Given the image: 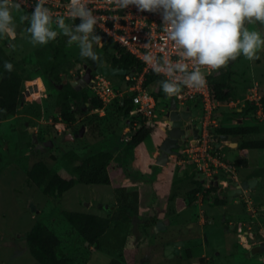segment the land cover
Wrapping results in <instances>:
<instances>
[{"label":"rangeland","instance_id":"rangeland-1","mask_svg":"<svg viewBox=\"0 0 264 264\" xmlns=\"http://www.w3.org/2000/svg\"><path fill=\"white\" fill-rule=\"evenodd\" d=\"M12 15L14 24L11 26L15 28L16 37L12 40L0 38V46L7 43L4 46L5 53L13 56L23 67L24 75L27 76L26 78H30L29 81L35 83L37 78H41L43 88L40 89L39 95H33L31 98L23 100V104L17 107L14 115L0 119V264H38L29 253L26 242L27 234L37 222L44 223L58 235L63 254L69 257L73 264H108L111 258L119 257L118 251L123 252L124 255L121 259L127 261L128 264L143 262L153 264L155 261L158 263L161 261L163 264H169L171 261L174 264H188V262L200 264V246H192L194 253L190 261L187 260L188 257L184 251H182V259L175 260L170 255H167L168 257L162 255L163 244L177 237L186 240L197 239L195 235L201 229L197 222L202 212L214 218L216 227L210 224L205 227V236L208 241L211 237L218 236L220 239L228 237L229 235L224 231L221 232L219 228L220 214H227L232 218L230 220L241 226V221L245 219L242 201L227 204L226 209L216 206L212 201H204L198 195L196 199L190 201L188 192L193 188V185L188 182L187 175L192 171L191 163L183 162L179 166H175V156L166 166L154 163L155 151L166 137L161 126L155 124L153 131L143 142L133 144L130 139L140 128V124L133 127L128 123L124 130L119 131V134H109L108 130L112 129L116 120L114 108H110V120L101 121V126L105 128L103 134L100 132L102 127L99 128L100 130L96 128L93 133L86 132L83 137L73 141L57 139L56 144L53 143L47 150H38L37 153H34L28 126L33 128V133L40 135L52 133L55 130H58L59 133L66 132L71 130L74 125L79 126L78 122L86 121V116L90 117L96 112L83 110L79 119L77 118V121L71 125L64 123L61 119L53 118L58 108L59 95L57 91L63 87L62 83L53 80L47 74L49 73L47 66L51 62L53 54L50 42L55 41L56 46L65 51L68 61L72 63L70 72L67 73L66 70L62 72V80L72 79L78 70H82L81 66L74 61L75 56L86 47L96 49L97 42L94 41L91 32L84 33L79 28H69L68 25L61 29L51 19L48 27L51 31L56 32L55 38L49 39L47 43L43 44L34 42L26 27V24L31 20V14L25 13L22 8L18 10L13 8ZM22 15H27L28 19L21 22ZM245 27L249 30H258L264 36V25H260L259 22L255 25L246 22ZM97 51H101L103 54L102 62L110 64L111 56L115 51L111 47L105 48V50L99 48ZM257 55L259 59L248 60L241 54L236 60L228 62L227 67L232 71L231 84L236 94L235 102L229 105L230 107L218 106V111L215 110L217 118L225 125L236 124L235 119L239 117L236 115V110L244 106L245 98L248 95L252 96V90L257 92V96H264V49L260 50ZM52 64L58 65V62L55 60ZM61 67L63 66L60 65ZM135 77L132 85L137 84L144 87L143 82H139L138 76ZM108 79L119 89L124 90L130 85L122 75L108 76ZM26 83L27 80L23 82L22 88H26ZM144 88L153 94L157 85L152 84ZM88 90L94 93L92 87H89ZM168 101L169 97L159 99L154 110L157 120L161 118L162 109L167 107ZM198 108L201 109L199 105ZM261 109L257 110L255 117H252V112L239 117V119H243L242 123L259 125L261 128V133L252 135L250 139H264V110ZM259 111H261L260 114ZM96 113L103 115L106 112ZM225 115L228 116L226 119ZM259 117L261 120L258 119ZM127 127L131 129L129 132L126 131ZM183 149V146L177 149L180 157L183 156ZM221 149L223 152L224 149L229 148L223 145ZM70 151L77 152L82 158L98 151L112 153L113 159L108 165L111 184H76L61 197L51 198L29 182L26 171L38 160H43L48 166L61 172L63 176L71 177L66 169V162L61 158L64 153ZM231 152L229 156L227 153L229 160H231V156L234 158V154H237V149L231 150ZM248 156V159L258 157V161H256L261 170L257 174L255 170L243 169L239 178L246 179L260 174L261 188L250 194L251 199L258 200L264 195V149L252 151ZM222 174L225 175V173ZM196 179L207 180L200 171L196 174ZM124 197L128 206L136 208L135 211L128 207L123 209L121 200ZM64 211H84L101 216H114L119 215L121 211H126L130 217L131 225L128 227L127 223L125 227H122L111 223L104 237V250L100 253L94 251L92 246H88L73 230L62 215ZM168 218L170 222L167 228L154 234L153 221ZM193 222H195V226L192 227ZM119 227L121 228L120 237L127 235L124 240L119 241L120 249L112 246L111 248L115 250H108L107 245L117 242L118 238L114 239L113 235ZM235 239L236 237L233 236L231 241H235ZM214 248V245L211 246L210 253ZM217 259L219 258L215 256L214 264H221ZM236 260L241 262L242 259L238 256Z\"/></svg>","mask_w":264,"mask_h":264},{"label":"trees","instance_id":"trees-1","mask_svg":"<svg viewBox=\"0 0 264 264\" xmlns=\"http://www.w3.org/2000/svg\"><path fill=\"white\" fill-rule=\"evenodd\" d=\"M25 13L31 14L32 12L22 9ZM84 22L73 19L68 20L64 23V26L68 25L69 28H79ZM27 29L31 27V23L26 24ZM64 28V27H63ZM62 29V28H61ZM93 39L96 43V49L105 50V48L111 47L115 52L111 56L110 66L121 68L126 70V74H123V78L128 84H132L133 79L126 80V75L134 74L137 76L142 71V63L135 56L114 45L111 40L107 39L101 33H94ZM32 35L31 32H28ZM12 40V39H11ZM7 43L0 46V119L14 115L17 107L21 102V92L23 82L29 77L24 75L23 67L13 58V56L7 55L4 50V46ZM53 49L51 62L47 66L49 70V77L55 81L62 83L61 74L63 71L70 72L71 62L68 61L66 53L63 49L58 48L55 41L50 42ZM10 48V47H9ZM93 47H86L77 56L74 61L77 62L83 69L82 65L87 66H101L103 54L101 51H97ZM90 53V54H89ZM57 64H52L55 62ZM11 64L12 68L9 70L6 65ZM60 65L63 67L60 68ZM79 69V68H78ZM78 70L77 72H79ZM46 72V71H45ZM232 71L228 67H221L216 70L210 76L211 86V97L213 100L220 104H225L229 101H233L236 97L234 87L231 84ZM25 77V78H24ZM108 77V76H107ZM157 85V89L152 92L156 97L167 99L169 96L166 95L164 85L167 84L166 80L155 72H148L144 75L143 86L148 87L150 85ZM61 90H58V102H57V113L53 117L55 120L61 119L64 123L69 125L77 121V117H80L83 110H99L104 109L106 112L103 115H98L96 112L92 114V118L86 116L87 120L81 122L86 127V132L93 133L97 128L101 126V121L110 120L111 109L114 108L115 123L112 126L109 134H119V131L127 126L128 123L133 125V121L136 120L140 124V128L136 130L130 141L133 144H139L143 142L148 135L153 131L155 124H145L142 116H130L133 110L132 95L126 94L124 97H116L109 104L105 105L103 102L94 94L89 92V87H82L76 89V86L66 82L62 86ZM117 88V87H116ZM261 103L264 109V96L261 97ZM197 106V105H196ZM258 106L253 102L246 101L245 106L241 112H237V115L248 114L252 112L253 116L258 110ZM109 114V115H108ZM113 116V115H112ZM214 116V115H213ZM215 117V116H214ZM75 128V125L73 126ZM103 129L100 132L103 134ZM211 134H228L240 139L238 149H249L251 151L264 148V139H248L246 136L258 135L261 133L259 125H250L245 123L224 125L219 124L216 127H210ZM84 134V135H85ZM83 135V136H84ZM80 139V138H77ZM32 147H33V143ZM34 153L38 150H34ZM180 154L175 156V162L179 159ZM62 161L66 162V169L71 174V177L63 176L61 172L48 166L43 160L35 161L31 168L26 171L27 178L31 184L41 189L44 195L53 198H59L63 193L70 190L76 184L82 185H110L111 178L108 172L109 162L113 159L112 153L110 152H94L86 158H82L80 154L75 151L64 153L62 155ZM54 159V157H53ZM249 159L236 157L233 159L235 165L247 166ZM175 166H177L175 164ZM191 172L187 175L188 182L193 185V188L188 192L189 200L193 201L197 195L204 193V186L202 180L196 179V174L199 172L194 163H191ZM195 170V171H194ZM198 171V172H197ZM213 188V187H212ZM211 190V189H210ZM136 195V194H135ZM218 200H216L217 202ZM121 206L123 209L132 208L134 211L135 207L128 206L126 198H122ZM64 218L73 228V230L84 240L88 246H92L94 251L102 252L104 246V237L107 234L111 223L115 226L128 227L131 225L130 217L126 211H121L119 215L114 216H101L90 212H70L64 211L62 213ZM155 220V219H153ZM155 221H153L154 224ZM119 227L116 233L113 235L114 239L117 237V242L106 246L108 250H115L112 246L119 247V241L124 240L125 236L120 237ZM127 233V232H126ZM27 246L29 253L38 264H73V261L65 256L61 250V240L58 235L50 229L47 225L41 222H37L29 231L26 237ZM121 246V245H120ZM124 246V245H123ZM119 257H113L109 260L108 264H128L127 261L122 260L123 252L117 253ZM125 261V262H124Z\"/></svg>","mask_w":264,"mask_h":264},{"label":"built area","instance_id":"built-area-1","mask_svg":"<svg viewBox=\"0 0 264 264\" xmlns=\"http://www.w3.org/2000/svg\"><path fill=\"white\" fill-rule=\"evenodd\" d=\"M36 2L37 0H13V4L19 3L20 8L32 13L37 6ZM43 8L49 9L50 19L57 25L61 19L63 23L73 19L85 23V17L78 14L82 8L88 14V18L94 21L92 32L103 34L114 45L123 48L141 61L143 68L137 75L139 82H143L146 73L155 72L160 74L167 84L180 87V93L174 95L176 103L179 107L188 106L190 103L194 104V108L197 110L196 119L198 121L196 122L201 123V130L196 144L187 140L183 149V156L176 160L177 166L183 162L194 163L197 170L207 178L206 181L203 179L204 188L213 184L214 176L221 168L228 169L222 160L224 153L216 149L213 135L209 130L211 126L216 125L213 115L219 106V103L211 97L209 80L216 70L209 72L207 68L201 69L205 75V85L198 86L194 83L192 85L185 83L188 75L193 71V65L191 62L184 61L189 64V67L183 73L176 67L181 62V57L174 48L173 42L167 38L163 31L166 24L163 8L152 11L142 10L138 4L125 3V0H77L76 4H72L71 0H45ZM125 78L130 80L136 77L134 74H129ZM90 87L104 106L116 97L122 98L126 94H131L134 107L130 116H142L145 119V124L162 125L167 108L162 109L161 118L157 120L154 110L160 97L149 93L144 87L130 84L124 90L119 89L112 84L106 75L95 72ZM256 93L252 90V96H246L245 102H253L263 109L261 96H257ZM234 102L232 101V103ZM198 105L201 107L200 110ZM191 109L189 108L190 111ZM99 112L102 113L103 108ZM196 122L193 124H197ZM138 124L139 122L134 120L132 126ZM130 130V127L126 128V131L129 132ZM200 197L202 198V194Z\"/></svg>","mask_w":264,"mask_h":264},{"label":"clouds","instance_id":"clouds-1","mask_svg":"<svg viewBox=\"0 0 264 264\" xmlns=\"http://www.w3.org/2000/svg\"><path fill=\"white\" fill-rule=\"evenodd\" d=\"M44 2L45 0H37V6L31 15V27L27 29L32 33L33 41L42 44L47 43L49 39H54L57 35L48 27L50 15L49 9L43 8ZM71 2L76 4L77 0H71ZM129 2L138 4L142 10L152 11L163 8L166 22L163 31L173 42L174 48L181 57V62L176 67L183 73L189 67V64L184 61L191 62L193 65V71L185 80V83L189 85L193 83L198 86L205 85L202 68H207L211 72L227 67L229 60L234 61L241 54L248 60L259 59L257 53L264 49V36L261 32L245 27V22L253 25L259 22L260 25H264V0H125V3ZM13 8L20 9L19 3L13 4V0H0V38L11 40L16 37L15 28L11 26L14 24ZM78 14L86 20L80 25L79 30L84 33L90 32L94 21L88 18V14L82 8ZM26 19H28L27 15L20 17L21 22ZM58 23L61 28L64 27L62 19ZM6 67L11 70L12 65L7 64ZM164 89L168 96L180 93L172 84H165ZM196 118L193 120L198 121ZM164 126L165 123L162 122L161 127ZM186 142L187 139L182 145L183 148ZM221 147L218 149L222 151ZM223 153L222 160H228L225 150ZM226 165L227 170L222 168L220 170L231 173L233 166H236L232 163ZM201 194L203 193L198 196Z\"/></svg>","mask_w":264,"mask_h":264},{"label":"flooded vegetation","instance_id":"flooded-vegetation-1","mask_svg":"<svg viewBox=\"0 0 264 264\" xmlns=\"http://www.w3.org/2000/svg\"><path fill=\"white\" fill-rule=\"evenodd\" d=\"M84 70L82 69L79 72H76L72 79H66L67 82L70 83L71 80L75 77L76 74L83 75ZM63 81V80H62ZM90 87V86H87ZM26 88H22L21 92V102L20 104H23V100H27L28 96L24 93ZM78 118V117H77ZM79 119V118H78ZM193 122H196L193 120ZM79 126H75V128H72L71 130H67V133H75L79 127L82 125L81 122ZM61 131V130H60ZM55 132H57V136L54 135ZM58 132V130H55L54 132L44 133L43 135L36 134L38 138L39 143H43L46 140V137L49 136L53 143L56 144L57 139L62 141V133ZM31 134V133H30ZM32 139V138H31ZM49 148V147H48ZM47 148V149H48ZM229 148V154L231 155L232 148ZM33 149L35 150V145L33 144ZM46 149V150H47ZM264 149V148H263ZM228 154V156H229ZM227 156V155H226ZM233 156H231L232 158ZM242 166H233L232 172L229 173L224 170H220L217 173V180L219 185L215 186L214 183L210 186L205 188L202 194L203 200L212 201L216 206L222 207L223 209H226L227 204L230 203H240L242 201L241 205H243V209L245 211L244 218L241 221V226L237 225L236 222L230 220L231 217H228L227 214H220L219 220L221 222L220 224V230L221 232H225L228 237H222L221 239L217 237H211V239L208 241L205 236L204 229L207 225H214V218L211 216H207L205 213H201L199 220L197 222L198 227H201L200 231L195 235L197 239H189L186 240L184 238H173L168 242H165L163 244V250L162 255L164 254L166 257L167 255L172 256V258L176 259H182V251H184L185 255H187V260H192L193 256V247L194 245L201 247V252L199 255L200 264H214L215 262V256H217V260L220 261L221 264H264V252L257 253L258 250H264V245H259L257 243L258 239H261V235H264V195L259 198L258 200L251 199V193L253 194L256 192L259 188H261L259 182L260 177L254 178L256 182L249 186L247 189L243 190L242 194H239L238 197L232 198L231 201H229V196L226 194L225 191H223V187L227 184V180L229 177L233 178L234 180L241 182L245 178H239V174L242 173L243 169ZM243 167H249V165ZM222 173H225L222 174ZM250 179V177L246 178ZM213 187V188H212ZM211 189V190H210ZM216 200H218L216 202ZM256 205V206H255ZM158 222H154L152 229L155 234L154 225ZM195 226V222L192 223V227ZM216 228V227H215ZM200 233V234H199ZM194 236V237H195ZM233 236L236 237L235 241H231ZM199 238V241H198ZM193 241V242H191ZM210 242V243H209ZM212 242V243H211ZM175 243L176 246L172 248H168L167 246H170L171 244ZM192 244V245H191ZM214 245V249L212 250V253H210L211 246ZM177 250V252H176ZM210 253V254H209ZM240 256L242 259L241 262L237 261L236 259ZM164 260V259H163ZM138 264H151V263H138ZM153 264H163L161 261L153 263ZM169 264H174L173 261ZM188 264H191L188 262ZM217 264V263H216Z\"/></svg>","mask_w":264,"mask_h":264},{"label":"water","instance_id":"water-1","mask_svg":"<svg viewBox=\"0 0 264 264\" xmlns=\"http://www.w3.org/2000/svg\"><path fill=\"white\" fill-rule=\"evenodd\" d=\"M246 24V22H245ZM84 73L81 76L80 74H76L73 80L70 81V84L76 86V89H80L82 87H87L92 85V76L93 73H100L106 76H114V75H123L126 74V70L113 67L104 62L101 66H87L83 65ZM67 82L66 79H63L61 86ZM43 88V82L41 78H37L35 83L31 81H27V88L24 93L31 98L33 95H39L40 89ZM180 90V87H178ZM197 117V110L192 108L191 111L189 107H179L176 103L175 96H169V102L167 111L163 117V122L165 123L164 127H161L162 130L166 133V137L161 142V144L157 147V152L154 154V163L160 166H166L171 162V157L176 155L177 149L182 146L185 140L191 141L192 144L197 143V139L200 135L201 123L193 124L192 121ZM27 124V123H26ZM29 132H31L32 143L35 145V150H46L48 147L53 145V141L49 136L46 137L45 142L42 144L38 142L37 135L33 133V128L28 126ZM86 131V127L82 124L79 129L73 133H67L63 131L61 133L62 141H73L77 138L83 137ZM54 135H58L55 132ZM231 137L229 135H213V140L216 142V149L222 146L223 142L229 141ZM235 143H230V147H235ZM256 180L254 178L243 179L241 182L234 180L229 177L227 180V184L223 187V191L229 196V201L234 197H238L239 194L243 193L244 189H247L249 186H252ZM214 185L218 186L217 175L214 176ZM170 219L160 220L155 226V232L165 230L167 225L169 224ZM259 245H264V235H261V239L257 240ZM176 244L173 243L170 246H167L169 249L175 247ZM177 252V250H176ZM264 250H258L257 253H262Z\"/></svg>","mask_w":264,"mask_h":264},{"label":"crops","instance_id":"crops-1","mask_svg":"<svg viewBox=\"0 0 264 264\" xmlns=\"http://www.w3.org/2000/svg\"><path fill=\"white\" fill-rule=\"evenodd\" d=\"M27 81H29V79H27ZM32 82V81H31ZM231 103H225V104H220L219 103V107L220 106H228V107H230L229 105H231L232 104V101H230ZM233 102H234V100H233ZM256 105V104H255ZM189 106V108L191 109V108H194V105H191V104H189L188 105ZM187 106V107H188ZM244 106H245V104H244ZM244 106H242V107H240V108H238L236 111L237 112H241L242 111V108L244 107ZM216 111H218V109H216ZM103 113V112H102ZM247 114V113H246ZM246 114H243V115H246ZM237 115V114H236ZM243 115H238L239 117L240 116H243ZM248 115V114H247ZM214 119H215V126L214 127H216V126H218L219 124H223V123H221L220 122V119H218L217 118V116H216V114H215V112H214ZM225 117V119L228 117V116H224ZM239 117H237L236 119H235V121H236V123L237 124H240V123H242L243 122V119H239ZM161 125V124H160ZM225 125V124H224ZM226 135H228V134H226ZM230 137H231V139L229 140V141H226V142H223L222 143V146L224 145V146H226V147H230V143H235L236 144V146L235 147H230V148H232V150H236L237 149V154H234V158H231V160H229L228 158V160H223V162L224 163H228V164H233L234 165V163L232 162L233 161V159H235L236 157H240V158H246V159H248V154H250L251 152H250V150L249 149H238L237 147H238V145H239V143H240V139H238L237 137H234V136H232V135H229ZM248 139L249 138H251L252 137V135L251 136H246ZM225 150V154L227 155V153L229 154V149H224ZM255 150H253V152H254ZM155 152H157V150L155 151ZM230 155V154H229ZM173 157V156H172ZM171 157V158H172ZM257 158L258 157H253V158H251V159H249V161H248V164L247 165H249V167H243V165L241 164L240 166H242L241 168H245L246 170H255L256 172H257V174L260 172V168L258 167V164H257ZM257 160V161H256ZM229 161H230V163H229ZM239 166V165H238ZM260 175V174H259ZM259 175H253L252 177H254V178H258V177H260ZM251 176H250V178H252ZM262 181V178L260 177V179H259V184H260V182ZM205 201V200H204ZM203 204V203H202ZM256 206V205H255Z\"/></svg>","mask_w":264,"mask_h":264}]
</instances>
